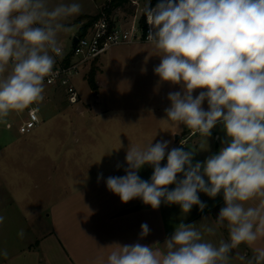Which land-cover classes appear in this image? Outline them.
Wrapping results in <instances>:
<instances>
[{
    "label": "clouds",
    "instance_id": "obj_1",
    "mask_svg": "<svg viewBox=\"0 0 264 264\" xmlns=\"http://www.w3.org/2000/svg\"><path fill=\"white\" fill-rule=\"evenodd\" d=\"M81 12L74 0L51 8L47 0H0V122L43 101L45 80L54 78L63 55L59 35ZM144 16L147 40L160 54L154 73L180 87L168 94L164 120L206 139L222 125L226 139L216 154L195 163L196 153L168 150L169 141L130 146L126 174L108 177L106 186L123 203L139 198L153 209L164 202L183 214L193 206L203 211L199 193L222 195L224 206L214 227L181 222L162 245L116 244L106 264H231L234 249L264 241V0H159L154 8L148 0ZM145 165L153 168L150 181L138 175ZM220 227L227 240L205 239ZM149 232L141 224V237ZM253 251L240 260L264 264V247Z\"/></svg>",
    "mask_w": 264,
    "mask_h": 264
},
{
    "label": "rangeland",
    "instance_id": "obj_2",
    "mask_svg": "<svg viewBox=\"0 0 264 264\" xmlns=\"http://www.w3.org/2000/svg\"><path fill=\"white\" fill-rule=\"evenodd\" d=\"M70 2L73 0H47L50 8ZM74 2L81 4L82 12H91L94 3L100 7L105 0ZM138 4L137 17L139 8L146 6L148 0H139ZM134 9V4L124 2L108 15L127 23L132 20ZM62 45L69 50L71 43L67 39ZM159 55L154 45L140 37L131 43L113 45L85 65L74 79L79 96L74 106H82V115L66 102L62 88L45 86L51 96L56 95V101L52 103L44 95L43 101L35 104L42 121L29 134L17 132L18 120L25 111L12 113L6 122H0V216L4 218L0 223V264H48V257L42 256L39 249L32 247L27 251L24 247L37 239L30 232L29 223L38 216L39 222L55 227L56 213L64 210L70 219L75 218L72 223L80 218L83 213L79 204L86 202L88 190L98 191L109 172L127 164L125 156L130 146L169 141L168 150L183 147L196 153L193 163L203 162L220 150L226 139L222 125H217L206 139L182 124L164 120L165 109L171 104L168 94L180 91V87L161 81L154 73L160 63ZM91 69L96 90L87 83ZM199 91L193 93L194 97ZM203 107L207 109L206 102ZM166 163V159L161 161V166ZM151 173L153 168L145 165L138 175L150 181ZM174 187L175 184L168 186L169 190ZM199 197L206 204L203 211L193 206L188 214H183L179 205L162 202L154 216L162 215L166 225L184 222L214 227L224 206L223 197L210 198L204 193H199ZM67 203L69 209H65ZM21 231L23 236L19 235ZM160 233L159 228L154 236ZM205 239L215 244L227 240V228H217L214 236ZM256 246L264 247V241ZM253 248L241 245L234 249L231 264H244L240 256L251 258ZM5 250L7 257L3 255Z\"/></svg>",
    "mask_w": 264,
    "mask_h": 264
},
{
    "label": "crops",
    "instance_id": "obj_3",
    "mask_svg": "<svg viewBox=\"0 0 264 264\" xmlns=\"http://www.w3.org/2000/svg\"><path fill=\"white\" fill-rule=\"evenodd\" d=\"M99 8V4L94 3L91 12H81V14L70 18L66 22L70 30L59 35L58 39L61 45L67 39L71 43L72 38L76 36L84 22V20L77 22L78 16L94 14ZM62 49L63 52L68 51L64 49L63 45ZM44 95L50 102L56 101V95L53 93L51 96L48 89L45 90ZM70 106L75 108L79 115L83 114L82 106ZM38 114L39 123H41L42 118L39 110ZM24 118L25 116L20 118L17 125ZM82 127L80 126L81 129ZM121 166L119 170L109 172L108 177L124 176L127 164ZM150 175L152 176V173ZM85 197L86 202L79 204L83 214L73 223L71 221L75 218L70 219L65 210L56 213L57 225L55 227L39 222L38 216L33 218L34 220L29 223V227L30 232L35 233L37 239L34 244L28 243L26 245V243L24 245L27 251L31 250L32 247L39 249L42 256L48 257V264L53 262H57V264H106L108 253L113 250L116 244L125 245L139 242L149 246L157 243L162 245L176 227L170 224L166 225L162 215L154 216V213L159 212L160 207L153 209L139 198L123 203L118 195L108 190L106 180L102 182L98 191L88 190ZM66 205L65 209H69V203ZM156 218L158 220L155 221ZM156 222L159 224L158 226ZM143 223H147L150 229L149 234L145 237H141V224ZM159 228L161 233L154 236Z\"/></svg>",
    "mask_w": 264,
    "mask_h": 264
},
{
    "label": "built area",
    "instance_id": "obj_4",
    "mask_svg": "<svg viewBox=\"0 0 264 264\" xmlns=\"http://www.w3.org/2000/svg\"><path fill=\"white\" fill-rule=\"evenodd\" d=\"M112 1L105 0L98 10L99 14L87 28L86 32L81 36H74L76 37V42L70 45L67 52H63L62 57L57 59L54 68L56 75L54 78H51V82L47 78L45 80V86L62 88L65 100L70 105H75L79 101L74 79L85 65L103 54L113 45L131 43L137 37H140L143 41H148L147 35L151 26L147 23L146 16H144L143 26L145 29L144 37H141L142 26L139 22L147 5L139 8L140 15L137 17L136 10L139 0H123L135 5V13L130 22L120 23L111 18L105 11ZM157 3L159 2H154L149 7L154 8ZM24 111L25 118L17 125V132L20 135L29 134L40 122L38 108L35 104L30 105Z\"/></svg>",
    "mask_w": 264,
    "mask_h": 264
},
{
    "label": "trees",
    "instance_id": "obj_5",
    "mask_svg": "<svg viewBox=\"0 0 264 264\" xmlns=\"http://www.w3.org/2000/svg\"><path fill=\"white\" fill-rule=\"evenodd\" d=\"M158 0H149V6L150 4L157 2ZM122 3H124L123 0H113L110 4L109 7L105 10L107 14L110 13L111 9L116 7V6H120ZM99 14V11L95 12L94 14L91 15H80L76 18V21L79 22L81 20H84L83 24H81L78 32H77V36H81L83 35L87 28L92 24V22L96 19L97 15ZM140 25L142 26V35L141 37H144L145 35V29H144V13L142 14V16L139 19ZM94 61V60H92ZM93 64V62H92ZM87 83L88 85L91 87V89L96 90V85H95V81H94V69H91L89 72V75L87 77Z\"/></svg>",
    "mask_w": 264,
    "mask_h": 264
},
{
    "label": "water",
    "instance_id": "obj_6",
    "mask_svg": "<svg viewBox=\"0 0 264 264\" xmlns=\"http://www.w3.org/2000/svg\"><path fill=\"white\" fill-rule=\"evenodd\" d=\"M75 42H76V37H73L71 45H73ZM175 138H177V135H175Z\"/></svg>",
    "mask_w": 264,
    "mask_h": 264
}]
</instances>
